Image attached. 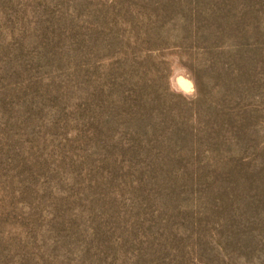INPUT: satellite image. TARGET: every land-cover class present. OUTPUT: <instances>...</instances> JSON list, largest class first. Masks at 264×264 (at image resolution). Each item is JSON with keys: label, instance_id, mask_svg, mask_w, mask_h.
<instances>
[{"label": "rangeland", "instance_id": "1", "mask_svg": "<svg viewBox=\"0 0 264 264\" xmlns=\"http://www.w3.org/2000/svg\"><path fill=\"white\" fill-rule=\"evenodd\" d=\"M0 264H264V0H0Z\"/></svg>", "mask_w": 264, "mask_h": 264}]
</instances>
